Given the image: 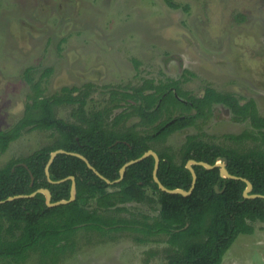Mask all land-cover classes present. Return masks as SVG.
<instances>
[{
  "label": "rangeland",
  "instance_id": "1",
  "mask_svg": "<svg viewBox=\"0 0 264 264\" xmlns=\"http://www.w3.org/2000/svg\"><path fill=\"white\" fill-rule=\"evenodd\" d=\"M183 73L182 87L194 95L211 86L240 102L253 99L264 115V0H0V130L16 124L32 103L28 78L40 80L44 97L92 83L85 103L89 114L106 104L105 85L138 86L145 78L176 79ZM76 106L56 105L54 113L75 121ZM231 116L227 107L214 104L208 121L170 135L164 146L176 163L192 134L223 148H261L251 139L227 137L244 130L257 135L248 120ZM136 122L133 116L125 124ZM53 139L51 130H24L0 155V166ZM146 193L145 201L127 203L124 211L101 210L104 219L118 222L101 230L77 229L73 247L58 257L32 251L24 261L0 258V264H166L176 252L169 235L138 229L159 219L158 194L149 188ZM82 204L95 208V197ZM252 225L253 232L239 234L220 264H264V222Z\"/></svg>",
  "mask_w": 264,
  "mask_h": 264
},
{
  "label": "trees",
  "instance_id": "2",
  "mask_svg": "<svg viewBox=\"0 0 264 264\" xmlns=\"http://www.w3.org/2000/svg\"><path fill=\"white\" fill-rule=\"evenodd\" d=\"M135 67L138 68L136 61ZM43 73L48 76L51 68ZM186 81L183 73L176 79L145 78L138 86L105 85L106 104L88 114L86 95L94 86L92 83L81 87L64 86L59 93L44 97L40 80L32 82L28 78L34 91L32 103L26 106L25 114L16 124L0 130V155L26 129L51 130L54 139L0 166V200L30 194L38 188H47L52 202L68 199L71 180L50 183L45 175L49 154L55 149L82 154L110 180L119 177V169L125 162L152 149L160 158L157 177L162 184L170 189L185 190L191 185V173L185 167L189 159L214 164L218 157L224 156L228 173L248 179L252 184L251 193L264 195V115L259 114L254 100L240 102L235 94L211 86H206L203 94L197 96L182 87ZM76 91L80 92L73 95ZM70 103H77L72 112L75 121L58 118L54 107ZM214 104L227 107L235 121L248 120L257 133L244 130L237 135H227L228 138L237 142L251 139L259 142L261 148L247 151L223 148L192 134L186 136L181 162L176 163L164 146L167 137L196 125L199 120L208 121ZM117 109L120 111L114 113ZM133 116L138 117L139 122L127 126L125 122ZM153 166V157L147 156L128 166L119 183L110 185L79 157L58 154L49 166V177L59 180L73 175L75 199L48 207L44 195L38 192L31 197L0 203V258L24 261L32 251L58 257L73 247L70 239L77 229L101 230L104 225L118 222L104 219L101 210L124 211L127 203H141L148 198L146 188L158 194L159 219L151 225L142 223L138 229L145 234L169 235L168 241L176 245V252L168 256L166 264H220L239 234L252 233V222L256 220L264 222V198L243 197L246 187L243 180L221 178L217 167L206 169L193 165L197 178L191 194H169L153 181ZM116 186L119 188L108 190ZM90 197H95L92 209L82 204Z\"/></svg>",
  "mask_w": 264,
  "mask_h": 264
},
{
  "label": "water",
  "instance_id": "3",
  "mask_svg": "<svg viewBox=\"0 0 264 264\" xmlns=\"http://www.w3.org/2000/svg\"><path fill=\"white\" fill-rule=\"evenodd\" d=\"M58 154H67V155H74V156L79 157L80 159H82L86 163L87 167L89 169H91L95 175H97L101 179H104L105 182L107 184H110V185L115 184V183H119L123 179L124 174H125V170L128 166L143 160L147 156H152L154 159L152 177H153V181L157 184L158 188L161 191L169 193V194H181L183 196H188L189 194H191V192L194 188L195 182H196L197 175H196V172L193 168V165H201V166L205 167L206 169H212L214 167H218L219 168V175L221 178L239 179V180H243L245 182L246 187L244 188V190L242 192L243 197L250 198V199L258 198V197L264 198V195L251 193L252 184L248 179L230 174L226 171L225 165L227 163V158L224 156L218 157L217 161L214 164H209V163L204 162V161H196L193 159H189L186 162L185 167L191 173V185H190L188 190H185L183 188H172V189H170V188H167L166 186H164L162 184V182L157 177V171L159 168L160 158H159L158 154L152 149H148L141 156L134 158V159H130L127 162H125L119 169V177L114 179V180H110V179L104 177L102 174H100V172L94 166H92L91 163L82 154H79L77 152L66 151L64 149H55L52 152H50V154H49V159L45 165V175L47 177V180L50 183H60V182L65 181L67 179L71 180L70 196L68 199H60V200L52 202L51 201V192L47 188H38L37 190L31 192L30 194H17V195H13V196H8L6 199L0 200V203H3L5 201H11V200L18 199V198L31 197V196H34L38 192L42 193L44 195L45 203L48 207L66 204V203L73 201L76 197V180H75V177L73 175H70V176H67V177L59 179V180H52L49 177V166ZM30 175H31V182L30 183H32L33 182V176L31 173H30ZM214 188H215L216 192L220 191V190H218L217 185H215Z\"/></svg>",
  "mask_w": 264,
  "mask_h": 264
},
{
  "label": "flooded vegetation",
  "instance_id": "4",
  "mask_svg": "<svg viewBox=\"0 0 264 264\" xmlns=\"http://www.w3.org/2000/svg\"><path fill=\"white\" fill-rule=\"evenodd\" d=\"M230 111V110H229ZM232 114V113H231ZM232 117V116H231ZM217 161V160H216ZM226 166V165H225ZM218 168V167H217ZM219 169V168H218ZM218 186V185H217Z\"/></svg>",
  "mask_w": 264,
  "mask_h": 264
}]
</instances>
